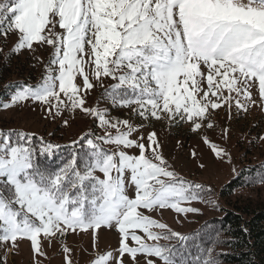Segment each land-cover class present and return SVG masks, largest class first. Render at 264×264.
<instances>
[{
    "label": "snow or ice",
    "instance_id": "1",
    "mask_svg": "<svg viewBox=\"0 0 264 264\" xmlns=\"http://www.w3.org/2000/svg\"><path fill=\"white\" fill-rule=\"evenodd\" d=\"M34 45L52 49L41 80L17 85L2 107L30 100L53 120L79 111L101 134L72 141L53 167L42 160L60 145L0 129V264L25 239L39 257H46L42 239L61 243L73 264L66 237L98 242L102 230L118 234V248L97 252L90 264H218V240L153 218L199 213L182 205L201 201L202 185L172 170L155 131L143 133L157 121L199 134L216 126L218 110L229 119L264 112V0H0V57L10 62ZM204 142L232 163L225 149Z\"/></svg>",
    "mask_w": 264,
    "mask_h": 264
},
{
    "label": "rangeland",
    "instance_id": "2",
    "mask_svg": "<svg viewBox=\"0 0 264 264\" xmlns=\"http://www.w3.org/2000/svg\"><path fill=\"white\" fill-rule=\"evenodd\" d=\"M15 37L9 39L10 46ZM34 51H23L19 55L29 61L47 62L49 61L52 49L48 46H35ZM110 83V81H109ZM101 89H95L88 98V105L95 106L100 96ZM104 101L100 102V107H105ZM7 104H11V99ZM113 116L120 115L113 112ZM0 117L10 120L16 127L28 133H34L50 137L61 141H74L83 134L92 131L101 134L96 122L92 117L85 116L77 111L74 115L65 114L63 119L68 120L65 126L63 119L53 120L48 117L41 105L32 101H25L13 105L0 112ZM216 126L212 129L204 128L199 134H194L189 130L187 124L169 127L167 122L153 121L151 127L144 129V135L155 131L162 144V152L168 163L172 166L178 176L193 184L204 183L216 192L220 188L237 177L242 166L248 163L258 162L264 157V142L259 141L258 135H264V112L258 108L237 118L235 115L229 119L227 113L218 110V114L212 121ZM223 129H228L222 137ZM225 149L231 157L232 163L227 159L220 160L210 151V144L204 142V138ZM195 150L197 158H193L192 151ZM135 153V150H132ZM203 164L204 167H199ZM235 168V172H233ZM211 203V202H210ZM182 206H192L199 209V213H189L179 216L171 210H164L163 215L152 213L153 218L160 222L167 223L178 232L189 231L197 227L203 219V208L201 203L192 201L190 204ZM179 221V222H178ZM119 236L113 230H102L99 233L98 242H94L91 235L69 234L64 243L71 250L68 254L73 264H90L97 252L106 253L109 250L118 248ZM42 250L46 257L35 256L31 248L30 241L20 242L18 249L7 257V264H34L36 259L42 264H66V254L61 250L63 245L57 241L51 244L46 240H41ZM3 249H0L2 255Z\"/></svg>",
    "mask_w": 264,
    "mask_h": 264
},
{
    "label": "trees",
    "instance_id": "3",
    "mask_svg": "<svg viewBox=\"0 0 264 264\" xmlns=\"http://www.w3.org/2000/svg\"><path fill=\"white\" fill-rule=\"evenodd\" d=\"M7 43L10 46L9 40ZM46 64L37 60L29 61L20 55L13 56L10 62L0 57V112L4 109L2 105L11 99L17 85H35L41 80ZM7 85L13 87L7 88ZM0 129L22 131L13 122L1 117ZM41 137L61 146L55 157L42 160V163L58 166L72 151V142L69 140L61 141L52 136L35 134L37 140ZM262 166L264 157L258 162L245 164L237 177L224 184L218 192L207 184L196 183L202 185L203 199L197 202L201 203V211L203 208V219L196 228L180 233H199L197 239L205 242L209 239L218 240L212 245L213 256L217 258L218 264H264V183L258 182L259 177L264 175ZM251 180L257 182L248 183ZM221 253L224 255H219Z\"/></svg>",
    "mask_w": 264,
    "mask_h": 264
}]
</instances>
